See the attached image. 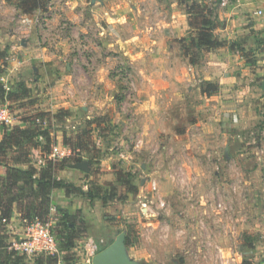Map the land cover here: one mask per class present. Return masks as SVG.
Wrapping results in <instances>:
<instances>
[{
    "label": "rangeland",
    "instance_id": "1",
    "mask_svg": "<svg viewBox=\"0 0 264 264\" xmlns=\"http://www.w3.org/2000/svg\"><path fill=\"white\" fill-rule=\"evenodd\" d=\"M88 1L80 20L65 21L66 34L71 33L64 44L69 65H59L62 70L58 65L49 70L24 65L19 72L25 80L20 73L11 77L13 84L8 78L11 88L5 87L20 98L0 103L12 119L0 127V137L4 128L24 127L43 117V127L55 139L49 159L71 156L86 164L82 174L86 181L80 184L86 185L91 198L81 197L89 201L86 210L96 241L88 239L86 227L82 233V209L71 233L57 225L60 214L52 213L48 223L57 252L46 255L73 260L87 245L86 264H92L91 256L106 246L107 240L97 242L99 236L115 239L123 232L129 239L125 252L135 264H264V227L259 223L264 220L263 92L262 114L255 121L249 122L240 112L238 100L243 63L258 61L255 54L262 50L264 14H254V9L246 12L249 23L262 30L250 29L242 38L228 39L223 31H214L218 39L241 42L248 58L228 48L196 49L198 62L192 65L177 41L195 35L185 23L186 4L168 3L165 15L152 0L140 5L137 13L130 10L128 0H121V6L119 0ZM231 1L213 4L215 14ZM48 4L40 14L43 17L51 15ZM149 11L153 13L148 15ZM218 21L220 27L226 23ZM59 72L72 76L62 85L67 88L76 81L71 85L76 93L68 90L67 97L50 104V94L41 93L53 82L34 85L38 78L33 75L54 81ZM208 83L217 85V90L206 95L202 90ZM63 133L73 143L79 135L87 148L60 147ZM36 141L41 146L44 139L38 136ZM40 146L30 147L29 156L38 169L46 163ZM58 149L65 156L57 154ZM4 170L0 164V175ZM151 181L157 189L152 190ZM2 184L0 177V190ZM144 202L147 214L141 211ZM30 221L20 224L22 230L14 234L7 232L5 221L0 222V264L13 251L10 241L23 237ZM103 221L105 229L96 228ZM67 233L74 237L70 250H64Z\"/></svg>",
    "mask_w": 264,
    "mask_h": 264
},
{
    "label": "crops",
    "instance_id": "2",
    "mask_svg": "<svg viewBox=\"0 0 264 264\" xmlns=\"http://www.w3.org/2000/svg\"><path fill=\"white\" fill-rule=\"evenodd\" d=\"M124 1L122 2L121 0H119V6H121ZM147 1L148 0H128V2L130 3L129 8L133 12H141L139 11L141 9L140 5L149 3ZM212 1L216 2L215 6H219L218 0H204V2H206L210 6L214 4L212 3ZM16 2L17 0H0V20L2 25H5L7 27L6 29V27L3 28L2 25L0 26V52L5 51L2 57H0V75L4 78V81L2 83L6 86V88H11V86L8 87V78L10 77V83L13 84L14 81L11 77L15 78L19 76V74L21 73L19 72V68L23 67L24 65L35 64L37 67H42V69L44 70H49V68H51L52 66L57 65V68L62 70L60 67H66L67 65H69V60H66L67 46H64V44L69 42L71 33L66 34V29H64V26L66 25L65 21L74 20L75 22L77 20H80L81 16L85 14L86 6L89 4L88 0H50L48 4V11L51 15L43 17L44 15L40 14H43L44 10L42 11L41 9H36L29 14H23L19 12L16 9ZM153 3L159 4V12L165 15L166 13H168V10L166 8V5L168 3L177 5L176 0H152L151 4ZM262 8H264V0L231 1L227 3L224 9L218 11V19H225L226 23L221 25V27L219 26L218 28H216L215 31H223V34L226 35L228 39L242 38L246 36L250 29H255L256 31H258L260 29L258 25H252L249 23V15H246V12L252 9H254L255 11ZM181 10L182 12L185 11V9ZM143 11L144 13L142 12V14L147 15L146 11ZM149 12L150 13H148V15L153 13V11ZM185 23L187 25V28H189L187 19ZM261 34H263V32ZM15 39L18 42H16ZM3 43H5V45H2ZM223 48L226 47H221L220 49ZM5 54H10L13 56L10 59L5 60ZM255 55L259 58L258 61L250 62L249 60H245L243 63L246 66L242 75V85H240L243 91L238 94V100H241L242 103V106L241 108H239V110L240 112H242V114L246 113L249 122L251 120L255 121L256 118L260 117V115L262 114V111H260L261 109H259L261 108L259 98L263 92L262 81L264 80V51L261 50L260 52H256ZM59 73L60 76L56 78L57 80L54 79V81L56 82H54L53 79L49 77H46L45 79L44 77H38V75L35 73L33 75L35 76V78H38L36 84L34 85L43 87L46 84L43 82H53L50 89L47 88L46 90H42L41 93L43 94V91H45V97L50 94V97H48V101L50 102V104L55 103V100L59 101L62 97H67L64 94L68 90L72 95H75L76 93V91H74V89L72 88L73 86H71L75 84L76 81L73 84L69 83L68 85H70V87L67 88L62 85V83L66 82L65 78L71 79L72 76L63 74L64 72ZM22 76L23 78L20 79L25 80V76L23 74ZM83 76L84 75H81V78L79 77L80 80H83ZM217 81H219V79H217ZM70 106L76 107L73 105ZM257 108L259 109L258 112ZM239 110L237 109V111ZM259 112L260 114H258ZM58 143H60V141H58ZM59 146L63 147L64 149L69 148L63 143L59 144ZM57 148L58 147H56V149ZM55 152H57V154L60 153V156H65L63 155L65 153L61 152L60 149L56 150ZM40 161L42 162V159H40ZM74 163L75 162H69V164L66 165L63 169L58 170L56 172V177L58 179H64L75 183L76 186L81 187L85 191L86 185L80 184L84 183L83 181H86L85 179H82V174L85 170L74 168L72 166ZM81 196L82 195L79 193H72L68 197L63 189L52 190L50 194V214H60L58 211V207L64 208L72 213H74L77 209H79L80 211L82 209V214L85 218L84 220H86L85 234L86 236L90 237H88L90 241L95 243L96 238L93 237V229L91 228L92 221L90 220V215L88 213L89 211L86 210L89 205V201ZM85 202L87 203V206L85 205ZM262 211L264 212V209ZM23 223L24 221L20 219L19 213L16 207H14L11 220L8 223H5L4 226L9 230L7 231L8 233L14 234L22 230L23 226L20 224ZM259 223L261 227H264V220L260 221ZM96 228H101L102 230H104V221L101 222V225H97ZM261 232L264 237V229H262ZM107 237L109 236H99L97 242L104 243L105 240L108 239ZM83 242L84 244H86L85 241ZM86 248L87 245L79 248L78 252L74 255L75 258L73 260L65 261L64 259H57L56 264H86L87 261L89 263V254L87 257V253H85ZM1 261L5 263L7 262V259L3 258ZM35 261L36 258H34V256H27L23 258V262L25 264H34ZM41 261H43V264H46V258L43 257Z\"/></svg>",
    "mask_w": 264,
    "mask_h": 264
},
{
    "label": "trees",
    "instance_id": "3",
    "mask_svg": "<svg viewBox=\"0 0 264 264\" xmlns=\"http://www.w3.org/2000/svg\"><path fill=\"white\" fill-rule=\"evenodd\" d=\"M49 0H17L16 9L23 13L29 14L36 9L45 10ZM180 4H186V15L188 26L195 35H191L187 41L186 37L178 38L177 41L181 44V54L189 59L192 65L197 64V55L195 50L216 49L226 47L230 51H236L242 57L248 58V52L244 45L237 40H222L214 36V31L218 28V15L215 14L214 8L206 2H197L195 0H179ZM216 4V2H214ZM259 44L264 51V35L260 39ZM2 57V54H0ZM23 83L18 86L23 87ZM217 90V85L208 83L206 90L202 92L206 95L211 94ZM20 96L9 91L4 87L0 81V103L6 99L17 100ZM54 116H57L55 114ZM41 117V116H40ZM33 120V119H32ZM40 120V121H39ZM41 119L35 118L32 124L21 126H13L2 131L0 138V164L4 166V173L0 175L2 190H0V222L5 220L8 223L12 218V212L16 207L21 220H35L41 223L48 222L50 214L51 200L50 194L54 189H63L69 197L72 193H79L91 198L90 194L84 191L81 187L74 183L58 179L56 172L63 169L69 162H78L80 159H73L71 156L63 157L60 160L49 159L51 153V145L55 139L51 136V132L47 127H43ZM41 136L44 142L38 144L36 138ZM76 142L73 143L72 137H67L62 134V143L68 146L71 150L79 148L85 150L88 145L87 142L82 141L79 135H76ZM35 144V145H34ZM41 147V151L46 155V163L44 166L37 169L29 158L30 147ZM24 167V168H22ZM60 218L57 220V225H63L67 232L71 233L77 227V218L80 210L77 209L74 213L58 207ZM79 226L82 233L85 232V220L79 219ZM65 237L64 250H70L73 247L74 237L71 234ZM119 234V232L117 233ZM114 239L110 238L106 241V246ZM129 239L125 235L124 243L127 244ZM104 246L102 249H104ZM70 248V249H69ZM101 249V250H102ZM46 258V264H56V257H48L46 254H39L34 256L36 261L34 264H43L42 259ZM25 256L9 252L6 255L7 262L2 264H25L23 262ZM242 264H251L249 261H243Z\"/></svg>",
    "mask_w": 264,
    "mask_h": 264
},
{
    "label": "built area",
    "instance_id": "4",
    "mask_svg": "<svg viewBox=\"0 0 264 264\" xmlns=\"http://www.w3.org/2000/svg\"><path fill=\"white\" fill-rule=\"evenodd\" d=\"M222 4H224V2H222ZM254 14H264V9H257L254 11ZM11 57L12 56L7 54L4 58L7 60ZM0 80L3 82L4 78L0 77ZM4 87L6 86L4 85ZM11 120V114L8 108L0 106V126L8 125ZM151 188L152 190L157 189L155 181H151ZM164 204L165 201L160 202V206H164ZM141 211L147 214V203L144 202L142 204ZM3 221L5 220L3 219ZM24 222H26V220H24ZM21 235L23 237L13 239L9 243V248L19 255L33 257L39 254H54L57 252V240L48 222L41 223L37 219L32 220V222L30 221V223L26 225Z\"/></svg>",
    "mask_w": 264,
    "mask_h": 264
},
{
    "label": "water",
    "instance_id": "5",
    "mask_svg": "<svg viewBox=\"0 0 264 264\" xmlns=\"http://www.w3.org/2000/svg\"><path fill=\"white\" fill-rule=\"evenodd\" d=\"M221 0H218L220 2ZM264 99V80L262 81ZM74 168L86 170L84 162H77L72 165ZM125 234L120 232L115 239L104 249L92 256V264H135L125 252Z\"/></svg>",
    "mask_w": 264,
    "mask_h": 264
}]
</instances>
